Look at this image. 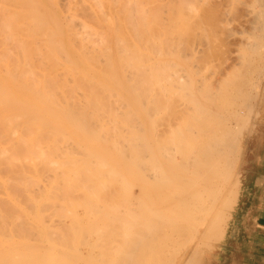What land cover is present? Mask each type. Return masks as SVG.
I'll list each match as a JSON object with an SVG mask.
<instances>
[{
    "label": "bare ground",
    "instance_id": "bare-ground-1",
    "mask_svg": "<svg viewBox=\"0 0 264 264\" xmlns=\"http://www.w3.org/2000/svg\"><path fill=\"white\" fill-rule=\"evenodd\" d=\"M59 1H61V0H0V165H3L2 167H4V168L0 167V192L3 194V192L5 191L4 195L5 194L7 195V198H3V196H2L3 201L0 197V200H1L0 201V236H2V241L0 242V264H70V261H73L76 258H78L79 252H80L78 249V245L81 244V246H82L83 241L87 239V237H86V239H83V238L85 237L84 234L86 233V231L90 230V226L88 227V230L87 229L86 230L81 229L79 231H75V229L71 230L72 234H70L71 232H68V231H70V229L67 232H65L63 230L64 228L62 229L60 227V226H62V224H64V222H63L64 220L62 221L61 218H58V220L56 221V223H57L56 225H60V226H59V229H57L58 226L55 227V223H52V221L54 222L56 220L53 216L54 215L53 212L56 208V204L59 205V203H60V202L58 203V201L60 200L58 198V195L60 197L61 196L60 194H63V195L65 194L64 196L68 197V195L73 190L76 191V189L77 190L81 189L84 193L90 194L91 196H95L97 194V192H96L97 190L100 192V193H98L99 195L101 194L102 190L103 191H104V189H105V191L109 190L110 186L107 187L108 189L106 188V186L104 184L105 183L104 179H105V176L108 175V173H109V175H111V177H112V175L115 176L118 173L117 169H115L116 167L114 165H112V164H114V162L117 158L116 156L117 155L119 156V154H122L121 158L123 160L124 159L123 156H125L127 153L129 154V152L132 149H133L132 151H135L136 149H138V151H140L139 153H141V150H139V149L140 148L142 149L145 146H147V147L144 148V151L147 148L148 149L147 152L151 156V158L149 157V155L147 156L149 158L148 159L149 164L145 165V166H148L146 168H148V175L147 176H148V179L150 180L149 185L151 188H149V189H151V190H149L150 192L147 193V195H145L143 198L140 196H135V194L133 195V192L129 193L128 195H130V196H127V198L128 197L131 198L130 205L134 204L136 201L138 204L136 203L135 205H138V208L141 207V205H143L144 209L146 211L153 213L151 215L152 217L150 216L151 218L148 217L151 220V223L147 224L150 227L148 229L149 233L147 231H145V234L139 233V232L131 233V232H128L127 229H125L120 234L121 235L120 238L123 240H120L121 241L120 242L117 239V241H118L117 243H119L120 245H123L124 243L127 242V243H129V246H130L129 248H127V250H125L124 248L119 246L120 250H118V252H120L121 254L123 253L122 257H121V263L120 264H141V263H139V261L142 259L141 255H143L145 253V248L143 246H148L149 249L152 248V247L150 248L151 245L154 248L160 247L162 249V247H165V242H166L165 234L167 236V233H168V232L165 233V231H166L165 229L168 227L169 224L171 225V223H173V222H171V220L174 219V216H176V214L178 216V217L177 216L176 217L179 218L181 216L180 219H183L184 222L189 221L191 218H192V220L194 218L196 219V217L199 215V217H197V219H199L198 221H196L197 219L196 220L194 219L193 221L190 220L191 223L196 221L195 222L196 225L198 223V226H197L198 228L197 227L195 228V226L191 227V228H194V229H192V232H195L194 233L195 235H193V236L190 235L191 236V240H190L191 244H194V242H196V241L198 242V240H199V242L196 245V247H194L195 245L193 246L195 249L193 250V252L190 256H189L190 253L188 254L189 257H186L187 256V254H186L187 250H185L184 254L181 255L183 257H181V256L178 257L179 259L181 258L180 260L182 262L185 261V259H186V260H188V262H187L188 264H197L196 262H199V259L201 258V252H202L201 249L202 248L200 249V247L201 246H203L205 248L210 247V249H211L215 245V243H214L215 239H217V237H219V239H220V237L222 238V236H224L223 231L225 228L222 229L223 228L222 226L225 222L223 220L225 218L229 219L228 218L229 215H227V213L225 215V213H224L227 211V210L224 211V208H226L228 205H232L233 203H236V201L238 199V194H239V188L238 187L240 185V180H238L239 182L232 183L231 186L228 185V183H229L228 180H231L229 178V174L231 172L233 173V168H234V166H232L233 162H234V161H232V159L235 156L232 159L230 157L228 158V156L230 155L232 157V154L237 153V151L239 153L240 148L238 147V143L236 140L239 136L236 138L238 131L236 132V135H235V131L230 132V131H232L231 129L234 128L233 125H232L233 127L230 128L231 126H229L230 125L229 123H228L229 125H226V126L224 123H226V121L229 122V120L231 122L235 118L237 119V117H239V116L241 119L240 122H242L243 121L242 120L243 117H241V116H243L242 113L243 112H247L248 114L250 113L249 111L252 108L249 107L248 105L251 104V103L249 104V102H250L249 99L251 98L249 96L250 95L249 93H251V92L246 90L247 86H245V85L248 82H246V84H245V81L248 79V81L251 82L249 80V78H247V77H250L253 73H255V71L258 68V65L256 68V66L253 64L254 60L252 59L253 61L252 60L249 61V59L246 57L245 58H246V60L248 59L247 60L248 62L245 60L244 61L249 63V64H246V63L243 64V62H242V64L244 66H247L248 71L243 74V77L245 76L247 79L246 80L245 79L243 80V78H241L240 80L238 79L239 82L238 83L235 82L236 84H238L237 85L238 88L235 86L236 84L234 83V86L236 88L235 94L230 92L231 94L227 95L228 98L226 99V100L229 99V103H230V100H231V102H233V101L235 102L237 99H239L238 97H240V99H242V101L239 100V101H241V102L238 101L239 103H236V102L230 103L232 105H229V103H228V104H226V106L228 108H230V107H234V105H236V104H237V106L240 104V106H242V108H245L247 111H244L243 109L238 107L239 110L241 109V110H243V112L242 113L239 112L240 115H239V113H237L238 114L237 115L236 111H235L236 109L234 108V110H233V108H232V110H233L232 111L230 108V111H229L230 116H231V113L232 114L235 113L234 114L235 116L233 115V118L235 117L234 119L232 118V120L231 119L227 120L226 118L221 117L222 120L226 119V120H224L225 121L224 122L222 120H219L221 118H217L219 120L218 123L221 124L220 130H219V132H221L220 133L221 135L220 134L219 135L220 136L224 135L223 136L224 138H221L218 134L214 135V136H211V134L208 136H207V134L206 135L202 134L204 136V138H202V141H201L202 143H199L198 146L202 144V145H204V146L201 145L203 148L201 146L199 147L200 149L195 147L194 148L195 150L193 149V151H192L193 154L191 152V154H188V157H186V156H184L185 158L182 157L183 158V159L181 158L182 160H177V159H174L172 157H169V158H171L169 160V158L164 157L162 155V154H164V155L167 154L166 149H167V145L169 143L165 145V142H164L163 146H165L166 149L162 148V146L160 147V144H159V146H157V147L162 148V150L159 148V149H157L156 152H155V150L150 149L151 147L148 145L149 142L145 145L142 144V142H144L142 140V137L144 135H140V134H142L141 133V131H142V128H141L142 120H140L141 123H138L139 121H137L138 120L137 118L140 116L138 114V112H139L138 109L134 108V110H133V111L137 110V114H136V112H134L136 115H138L136 117L137 120L135 121V122H137L136 124H135V122H133L135 117L134 118L133 117H126V115H125L126 120H124L125 122L123 121L125 124H128V126L132 127V129H133L134 125L138 126V127L137 126L134 127V129L135 128H138V129H135L134 131L132 130L133 132H130L131 131L130 130L129 131L130 134L134 133L136 130L138 132L141 128V131H139L140 133H134L135 136L130 135V134H128V135L127 134H125V135L120 134V139H119V136H114V135H116V133L113 132L117 128L118 123H117V125H115L114 121H112V123L110 124L111 126H108L107 123L105 126L104 123L98 124V120L101 118V117L99 118V116H100L99 114L107 112L109 109L112 108V104H114V103H112L113 101L111 102L109 100L108 101L105 100V98L106 97L108 98L111 94H116L113 96L114 97L118 96L119 99H121V100L123 99V101H121V100L117 101L115 99L116 100L115 105L118 104L119 106H123V107L126 105H129L128 101L125 100V98L126 97L131 98L130 95L135 94L134 97L132 96V98H134V100H133L134 102H131L132 100L129 102H131L130 104L133 105L135 103V100H136V102L138 101L136 103L138 105L137 107L140 109V113H142L141 110L143 109V111H145L144 112L145 115H147V114L150 115L152 113V111H154L156 109L155 106L157 105L158 101H157V99H155L151 103L152 100L151 101L149 100L150 102L147 101V103L145 104L144 100H143V102H141L142 100L141 101L138 100L139 97L143 98V97H145V95L147 97L148 96H154V95L158 96L157 94L162 95V93H164L165 91H166L165 93H167V91L169 89L171 90L177 82L179 84H176V86H178L176 88L180 89V91L182 92V95L186 94L187 96L189 95L191 97V95L195 96L196 93L198 94V92L193 91V80H192V78L188 77L187 82L182 81V80L187 79V78H184L182 80L180 79V78L184 77V76L182 77L181 75H179V69L181 67V64H180L181 62L178 61V58L175 59V55L177 56V54L180 51L177 54H176V52L174 53V51H176V50H175V47L173 48L174 45L173 44L171 45V43L169 46H164L167 44V42L169 43V40L165 41L166 44H164L165 42L160 40V45H161V43L164 45L159 46V43L157 45L155 43V40L157 39L159 42V38H157L159 36H157L155 33H153L154 30L151 33V31L149 30V28H151V26L147 27L148 32L151 33V36H153L152 34H155L157 37L153 38V37L149 36V34L147 35V33L146 34L142 33V32H144V28L143 29H141V28L144 25H147L149 23V21L147 23L144 20L143 22H145L146 24H144L142 22L144 24L143 25L140 22V19L137 20L138 23L140 22L143 25L142 27L141 26L139 27V29H141L140 31L143 30L142 32H140L139 29H137V27H138V25H141V24L135 25L136 27H134V24L132 25V21H134V18L132 20H131L130 16L128 18H125L126 14L128 15V13H125V15H124L125 19L123 18V20H122V21H125V20L127 21V26H125V27H128V28L126 29L124 27L125 31L127 32V30L129 28L131 30L133 29L131 32H130V29L128 30L130 33L129 34L128 32L123 33L124 29L122 30V28L119 27V26H123L120 24H123L125 22H120L121 19H119V17H117L118 19H116V21L113 23L111 21H114L115 18L114 19L111 18L110 23H112L113 25L116 24L115 27L119 28V29H117L118 31H115L113 29V32L115 31L114 33L111 31L113 33V36L111 34H110L111 36H109V35L105 34V32L107 31L106 27L105 28L103 27L104 30H106V31H103L102 27L100 28V26H99V29H100L99 30L98 25L95 26L97 28L94 27V25H96L98 22L94 23L93 22L94 20L91 19L92 23H94V24L91 25L92 23H90L88 25V22L86 23L87 18L84 19L82 17H79L82 12L77 10V8H79V7H77L74 3H73V5L71 4L72 8L74 5L76 6V7L74 6L75 9L73 10L71 7H68V6H70V4H67V1L65 0L66 4L68 5L67 7L70 10H73V11L77 10V12L75 14H77L79 11V13H78L79 16L76 15L78 17H75V15H71L72 14L71 11L70 12H69V10L67 11L66 10L67 7L63 6L65 8V11H67V13L69 12L70 14L65 16V18L60 17L57 14V9H56V6H58L60 3L62 4V1L60 3H59ZM100 1L98 3H100ZM112 1L113 0H111V4L113 5L115 1H113V2ZM259 1L262 2L261 4H263V8H264V0H259ZM104 2L105 1H103L102 3H104ZM91 3H92V1H91ZM63 4L65 5V2ZM79 5H80V3H79ZM81 5H82V7L84 6L83 4H81ZM89 5H91V4H89ZM103 5H105V4H103ZM118 5H119V3L117 4V6ZM128 5H131V2ZM87 6H88V3H87ZM129 7H131V6H129ZM132 7H133V5H132ZM84 8H85V6L82 8L85 12L88 11V10H85ZM94 8L95 7H93L92 9H94ZM104 8L108 9V7H103V9ZM263 8H262V10H264ZM80 9H81V7H80ZM92 9H90V11ZM97 9H96V11H97ZM99 9H98V12L100 13V11H101V13H102V14L100 13L101 15L98 12H97L98 14H96L95 13L96 11L93 10V12L95 11L94 13L96 14V16L97 15L102 16L105 13V12H103V9H100V11H99ZM130 9H129V12L131 13ZM142 9H144V8H142ZM126 10H128V9L126 8ZM90 11H89V14H90ZM106 12H109V11H106ZM179 12H180V7H179ZM91 13H92V11H91ZM94 13H92V14H94ZM155 13H157V12H155ZM260 13L264 14L262 12H260ZM64 14L66 15L65 12L63 13V16H64ZM117 14H119V13H115V15H117ZM61 15H62V12H61ZM150 15H151V12H150ZM147 16L149 17V15H147ZM104 17L105 18L101 17L102 18L101 20L98 19L100 17H98V18L96 17V18L101 22L102 21L105 22L103 19L106 20V18H108V17H106V15ZM110 17H113V16H110ZM110 17L108 19H110ZM132 17H134V15ZM135 17H137V19H138L137 15H135ZM152 17H154V16H151L150 18H152ZM77 18H79V19L81 18L83 20H78ZM91 18H93V16ZM256 19H257V17H256ZM117 20H120V21H117ZM172 20L173 19H171V21L170 20H168V21H170V23H171V22H173ZM95 21H97V20L95 19ZM106 21L108 23V20H106ZM175 21L177 22L178 20H175ZM116 22L118 23V26H117ZM119 22H120V24H119ZM151 22L154 24L155 21L154 22L151 21ZM105 23H103V25ZM160 23H161V21H160ZM260 23L262 24V22H260ZM112 24L110 25L111 28L113 27ZM168 24H169V22H168ZM176 24H178V22ZM107 25L105 24V26H107ZM124 25H126V23ZM171 25L173 27L174 24L172 23ZM132 26H133V28H132ZM213 26H215V25H213ZM260 27L263 28V25ZM152 28H156V27H152ZM174 28H175V26L173 27V30H174ZM178 28H179V26L177 27V29ZM215 28H216V26H215ZM147 29H145V30H147ZM179 29L181 30V28H179ZM134 30H136V32L138 31L139 33L134 32ZM171 31L172 30L170 29V32ZM179 31H176V32H179ZM108 32L110 33V31H108ZM173 32L174 31H172V33ZM262 32H263V34L261 37L264 39V28H263ZM165 34H164V37H166ZM144 35L147 36V38ZM148 36L151 37L152 40L153 39L154 40L153 41L151 40L152 42H150V38ZM170 36H172V35H170ZM181 36H183V35H181ZM144 37L146 39H144ZM173 37H171V38H173ZM171 38H169V39H171ZM206 39H207V37H206ZM205 41H207V40H205ZM171 42H174V41H171ZM260 42L261 41H259L258 43H260ZM260 45H261V43H260ZM149 46L151 47V49L148 48ZM152 49L154 51H151ZM149 51H151V52H149ZM260 52H262V50ZM165 54H166V58L164 57ZM194 54H195V52H194ZM253 54H256V53H253ZM168 56H171V57H168ZM181 56H182V54H181ZM194 57L197 58L196 56H194ZM262 58H264V57H262ZM144 62L146 63V66L143 64ZM191 62H193V61H191ZM194 63H197V61ZM191 64H193V63H191ZM237 66H239V65H237ZM185 68H186V66H185ZM240 68H242V66H240ZM244 69L243 70L246 71V67H244ZM260 69H259V72H260ZM181 70H182V68H181ZM176 71H178V72L176 73ZM184 71L185 70H183V72ZM146 72H147V74H146ZM238 72L240 73V71H238ZM187 73H190V72H187ZM101 74L103 75L102 77H104V78L106 77L105 80H103L104 78L103 79L100 78ZM176 74L179 77L178 76L176 77ZM180 74H182V73H180ZM145 75H147V76L145 77ZM258 75H257V77H258ZM186 76H188V74ZM175 77L178 80L176 83L174 82L175 84L173 85L172 81L175 79ZM233 77H232V79H233ZM227 78L229 79L228 76H227ZM135 79H137L138 83L134 82ZM202 79H203V77H202ZM162 80H164V82H166V81L170 82L171 81L169 84L170 88H167L166 87L167 85H166L165 86L167 88V90H166L165 87L162 85V83H163ZM180 80L182 81V83ZM205 80H204V82H205ZM234 80H235V78H234ZM161 81H162V83H161ZM198 81H199V79H198ZM231 81L233 82V80H231ZM240 84L244 85V86L243 85H241V86L243 88L245 87L244 88L245 90L242 89ZM170 85L171 86L173 85V86L171 87ZM195 85H197V84H195ZM239 87H241V88H239ZM254 87L255 86H253V88ZM212 89L214 92V88H212ZM176 91H178V89ZM180 91H178V92H180ZM198 91L200 92L201 88ZM237 91H239V92H237ZM209 92H210V90H209ZM209 92H207V93L210 95L212 90L210 93ZM207 93H206V95H207ZM236 93H238V94H236ZM107 94H109V96ZM169 94L171 95V91L168 93V95ZM172 94H174V93H172ZM219 94H220V92H219ZM102 95H105V96L107 95V96L105 97ZM136 95L138 98L135 97ZM209 95H207L208 96L207 100L211 99L208 101H210V103H212L211 101H212L213 97H215V96L212 93L213 96L211 95V98H209L210 97ZM233 95H234L233 98L236 100H233V98H232ZM235 95H236V97H235ZM156 96H154V97H156ZM203 97H204V95H203ZM222 97H224V96L222 95ZM102 98L105 101H102L101 100ZM195 98L193 97V99H195ZM191 99L189 100L190 103H191ZM214 99H215V101H217L216 98H214ZM115 100H114V102H115ZM222 100H223V98H222ZM251 100H252V98H251ZM154 101H157V102H154ZM201 101H200V103H201ZM193 102H194V100H193ZM196 102H197L196 107L199 106V108H200L197 111V113H198V112H200L199 110L204 109L203 106L204 107H206V106L203 105L202 103L201 104L203 106L198 104V102H199L198 99ZM153 103H156V105L154 104V106H153ZM190 103H189V106H190ZM195 104L196 103H194V105ZM131 105H129L130 108H129V106H127L126 110H123V111H129L127 113H130L132 111ZM192 105H193V103L191 104V106ZM210 105L212 106V104H210ZM220 105H221V103H220ZM213 106L221 109V107L218 105H216V106L213 105ZM223 106H225V105H223ZM223 106H222V108H223ZM87 107H89V108H87ZM207 107H210V106H207ZM207 107L204 109L205 113H206ZM85 108L89 109L88 110L89 114H87L88 112L86 111ZM197 108H196V110H197ZM249 108H251V109H249ZM118 109H119V107H118ZM187 109H188V107H187ZM192 109H195V106H194V108L192 107ZM79 110H82V111H79ZM207 110L209 111L210 109H207ZM221 110L225 111V109H221ZM228 110H227V112H228ZM210 111H209V113H210ZM154 113H155V111H154ZM205 113H204V116H205ZM247 113L246 114L244 113L246 115V118L248 115ZM130 114H131L130 116H132V113H130ZM215 114H216V112L214 114H209V116L211 117V115H212V117L215 119L216 117L213 116ZM154 115L155 114H153V116L151 115L150 117H154ZM193 115L196 116L197 114H193ZM218 115L220 116V114H217V116ZM221 115H223V113H221ZM228 115H227V117H228ZM127 116H129V115H127ZM197 116H199V115H197ZM106 118H108L110 120L109 116ZM147 118H149V117H147ZM164 118H166V117H164ZM211 118H210V120L214 121V119H211ZM144 119L145 118H143V120ZM191 119H192L191 117H190V121L188 119L189 123L186 122V123H188V125H192V124H190ZM193 119H195V118H193ZM193 119H192V122L194 125ZM202 119H205V118H202ZM217 119L215 121H217ZM247 119H246V121H247ZM149 120H151V119H149ZM152 120L154 121V119H152ZM204 121H206V120H204ZM213 121H211V122H213ZM221 121H222L223 125H222V123H220ZM236 121L237 120H235V122ZM246 121H245V123H246ZM199 122H202V121H199ZM206 122L209 123V119H207ZM235 122H234V124H235ZM113 123H114V126L112 125ZM218 123L216 122V124H218ZM197 124H198V122H197ZM201 124L203 125L204 123H201ZM216 124H215V126L214 125H212V126L216 127ZM146 125H147V122H146ZM152 125H150V126H152ZM198 125L194 126L195 131H196V129H198ZM202 125H200V126H202ZM242 125H243V123H242ZM128 126H126V127H128ZM139 126H140V128H139ZM246 126H247V123H246L245 127ZM111 127H113V128H111ZM190 127L192 129V126H190ZM210 127H211L210 125L205 124V126H204L205 132ZM242 127H244V125L241 127L238 126V129H237V130H239L240 133L243 130ZM240 128H242V130ZM95 129H97V130H95ZM172 129H174V128H172ZM210 129H213V128L211 127ZM215 129H217V128H215ZM215 129H214V131H216ZM245 129H247V128H245ZM234 130H236V129H234ZM116 131H117V129H116ZM157 131H159V130H157ZM181 131L183 132V130H180V132ZM207 131H209V130H207ZM201 132H202V130H201ZM212 134H214V133H212ZM215 136H216V138L218 136L219 139L217 138L215 140ZM178 137H181V136L178 135ZM113 138H115V139H113ZM153 139H155V138H153ZM157 139H158V137H157ZM205 139H206L205 144H203V142H204L203 140H205ZM179 140H181V138H179ZM155 141H157V140H155ZM194 142H195V140H194ZM188 143H190V142H188ZM174 144H175V142H174ZM174 144H172V145H174ZM239 144H240V142H239ZM195 145H196V142H195ZM148 146H149V148H148ZM168 147H169V145H168ZM192 148H193V146H192ZM163 149L165 150L164 153H157L158 150H160L159 152L164 151ZM179 149H181V148H179ZM190 149L188 150L189 153H190ZM196 149H198V150H196ZM169 150H171V149H169ZM113 151H114V154H113ZM138 151H135V155H136V152L138 153ZM178 152L179 151H177V153ZM184 152H185V150H184ZM142 153H143V151H142ZM75 154L79 155V156H76ZM159 154H161L163 156L162 160L164 158H167L166 159L167 161L164 159L167 167L162 165V162H160V160L157 156ZM170 154L171 153H168V155H170ZM127 156H125L126 157L125 160L128 159ZM136 156H134V159L132 158V163L129 162V163H131V165L130 164L129 165L132 167L127 166L128 167L127 169L130 170V174H132L134 177L136 176V175H134L135 174L134 166H136L138 171L142 170L141 168H139L140 162H141V161H139L141 159V157H139V156H141V155L139 154V156H138V159L140 158L139 160L137 159ZM170 156H173V154H171ZM131 157L132 156H130V158ZM144 157H145V155H144ZM142 163L144 164V162H142ZM123 164H124V167H126V165H128V162L126 163V165H125V162H123ZM235 166H236V164H235ZM129 170H128V173H129ZM145 170H147V169H145ZM1 173L6 175V177H4V175ZM145 173H147V172H145ZM197 174H198V176L199 175L202 176L201 179H203V182H205L204 185L201 184L202 185L201 187L198 186L197 189L201 188V191L199 190V192L197 190L194 191L193 188H190V186L185 185L186 182L188 184L195 183L196 182L195 178H198L196 176ZM140 175H141V173L139 172L138 176H140ZM142 175H143V173H142ZM192 175H193V178L195 176V178L193 179V180H195L194 182L192 179H188L189 178L188 176L192 177ZM138 176H137V179L140 180V178ZM200 176H199V178H200ZM49 177H50V179H49ZM2 178H4V179H2ZM53 178H54V180H52ZM115 178L116 177H114L113 180H115ZM187 179L190 180V182H188ZM50 180H51V183L49 184ZM113 180L111 182H113ZM236 181H237V179H236ZM120 182H122V180ZM46 183H48L49 186ZM197 184H199V183L197 182ZM197 184H192V185L197 186ZM122 185L123 184H121L120 186H122ZM138 185H140V184H138ZM141 185L138 187H141ZM237 185H238V187H237ZM225 186L226 187L228 186L229 188L227 189ZM46 187H48V189H46ZM122 187H125V186H122ZM2 188H3V191H1ZM115 188H116V186H115ZM128 188H129V186H128ZM130 188H131V186H130ZM99 189H101V190H99ZM128 190H130V189H128ZM43 191H45V192H43ZM112 191H113V189H112ZM140 191H139V193H140ZM196 191L198 193H196ZM41 192H43L44 194ZM40 193L42 194V196H40L41 195ZM142 193H144V192H142ZM38 194H40V195L38 196ZM71 194H73V193H71ZM197 194H199V195H197ZM57 198H58V200H57ZM91 198L93 199V197H91ZM91 198L88 196L89 200ZM97 199L100 200V197H98ZM160 199L162 201H160V203L158 204L157 202ZM132 200L134 201V203ZM142 200H144V201L141 203ZM123 201H125V198ZM185 202L187 203L188 206L186 205ZM190 202L192 203L191 206H190V204H188ZM199 202H201L202 204H198ZM86 203L88 204L87 207L89 208V210L91 212H93V211H94V213L97 212L99 215H103V213L105 212L106 206H109L108 202H107L108 204L106 202H104L103 204H97V203H94L92 200H90L89 202L87 200ZM176 203H177V205L180 204V206L183 204L184 207L186 206L189 208L184 209L183 206H181L179 209L181 211L182 210H186V211H184V213H182V214H181V212L178 214L176 210H178L177 208L179 206L175 205ZM64 204H65L64 208L67 209L66 213H68V211H71L68 208L70 206L72 207L74 205V203L71 201V199L68 200V198L65 201V203H63V204L61 203V205H64ZM87 204H84V205H87ZM122 205H123V203H122ZM114 206H115V204H114ZM90 208H92L93 211ZM70 209H72V208H70ZM116 209H117V207H116ZM117 211L120 213H128L129 214V216H127V218H122V220H124V224L121 223V221H120L122 226L125 228H127V227L131 228V226L132 227L134 226L133 229H135L136 228L135 225L136 224L138 225V223L136 221L137 220L139 221V219H142V216H140V214H138V212H136L137 213L136 214L134 212L135 211L134 207L131 208V206H129L126 209H123V208L119 209ZM196 211H197V213H196ZM229 211H227V212H229ZM64 212H65V210H64ZM141 212H142V208H141ZM66 213H65V215H67ZM170 213H172V214L170 215ZM69 214H70V212H69ZM173 214H174V216L172 217ZM62 216L64 217L63 214H62ZM93 216L90 215L89 217H93ZM105 216L106 215H104V218H105ZM56 217H58V216H56ZM48 218L52 219V220H50L52 225L51 224L49 225L50 221L48 224H46V222L48 221ZM100 218L103 219V217H99V219ZM105 219L109 220L110 218L107 217ZM117 219H119V218H117ZM96 220H97V218H96ZM111 220L114 221V219H111ZM145 220H147V219H145ZM220 220H222V222ZM91 221H93V220H91V218H90V222ZM130 221H131V224L129 223ZM220 222L222 223V226L220 228H218L220 226L219 225ZM92 223H94V222H92ZM176 223L177 222L175 221L174 224H176ZM41 224L45 225V226L42 227ZM88 224L86 226H88ZM112 224H113V222H112ZM190 224H188V225H190ZM46 225H48V228H46ZM184 225H187V224H184ZM113 226H115V225H113ZM226 226H227V224H226ZM49 227H53V228H49ZM96 228H98V227H96ZM99 228H100V225H99ZM184 228H186V227H184ZM91 229L94 230L93 228H91ZM221 229H222V232H220ZM92 230H90V231L92 232ZM97 230H99V229H97ZM118 230H119V228H118ZM146 230H147V227H146ZM99 232L100 231L96 232L97 233L96 235H98ZM141 232H143V231H141ZM114 233H116V232H114ZM114 233H112V234H114ZM86 235L88 236L89 233L87 232ZM90 235L88 236L89 238H90ZM116 235H119V234L116 233L115 237H116ZM100 236H102V234H100L98 237H100ZM103 236H105V234H103ZM194 236H195V239L193 240ZM15 238L17 240H15ZM108 238L109 237L107 236V239ZM159 238H160V240H159ZM70 239H73V241ZM101 239L102 238H100V240ZM126 239H127V241H126ZM37 240L39 242H43V240H44V242L45 241L48 242V243L45 242V245L47 243V245L49 246V249H48V247H46L47 245L43 246L44 248H42V247L41 248H42V250L47 249V251L45 250V252L49 251L50 256H47V254L49 255V253L45 254L43 251L40 250L41 248L39 249V247H40L39 245L42 243L38 244L39 242ZM69 241H71V242H69ZM102 241H103L102 243H105V244L108 243V241L106 242V240H102ZM217 241L219 242L218 239H217ZM44 242H43V244H44ZM87 243L90 244V242H88V241H87ZM117 243H116V245H117ZM90 245H93V244H90ZM99 245L101 247V242H99ZM190 245H188V247ZM96 247L97 246H95V249H96ZM111 247H113V246H111ZM114 247H115V245H114ZM188 247H185V248L187 249ZM104 249H105V246H104ZM108 250H109V248H108ZM40 251H41V255H40ZM91 251H93V250H90L88 252H91ZM99 251H101V250L99 249ZM43 254L46 255V258H45V256H43ZM88 255H90V253ZM39 256L42 257L41 258L42 260H40ZM91 256H93V258L92 257L91 258L94 259L95 255L93 254ZM155 257H156V255H155ZM95 259H97V258H95ZM98 259H99V257H98ZM151 259L152 258L150 257V260ZM168 259L170 260V258H168ZM168 259L166 258V260H168ZM158 260H159V257H158ZM171 260H172V258H171ZM56 261H58V262L56 263ZM170 261L169 262L167 261L166 263L164 262L163 264H176V263H174L175 258H174L173 262H170ZM60 262H62V263H60ZM98 262H99V260H98ZM71 263H73V262H71ZM75 263H73V264H75ZM159 263L157 261V263H149V264H159ZM101 264H103V263H101ZM160 264H162V262Z\"/></svg>",
    "mask_w": 264,
    "mask_h": 264
},
{
    "label": "rangeland",
    "instance_id": "rangeland-1",
    "mask_svg": "<svg viewBox=\"0 0 264 264\" xmlns=\"http://www.w3.org/2000/svg\"><path fill=\"white\" fill-rule=\"evenodd\" d=\"M62 1V4L60 3ZM61 1H59V3L62 5H58V6H56V9H57V14L60 16V17H63V18H65V16H67V15H69L70 13V11H71V15H75V17H78L79 16V11H81L82 13H81V15L79 16V17H82V18H84V19H86V23L88 22V25L90 24V23H92V20L91 19H93L94 21V23L96 22H98L96 25H94V27L95 26H97L98 25V29H99V26H100V28L102 27V29H103V31H106L105 32V34H107V35H109V36H113V33L115 32V31H118L117 29H119V28H116L115 27V25H113L112 23H110V21H111V18L112 19H114L115 18V20L114 21H111V22H115L116 21V19H118L117 17H119V19H121V21L120 20H117V21H120V22H125L126 23V25H124L125 23H123V24H120V22H119V24L120 25H123V26H119V27H121L122 28V30H123V33L124 32H126L125 31V28L127 29L128 27H125V26H127V21L125 20V21H122L123 20V18H124V15H125V13H128V15L126 14V17L125 18H128L129 16H130V18H131V20L134 18V21H132V25L134 24V27H136L135 25H138V24H141L144 20H145V22H147L148 23V21H149V23L151 22V21H155L154 22V24L151 22L150 24L148 23L147 25H144V24H146L145 22H143L142 24L144 25H138V27H137V29H139V27L141 26H143L141 29H143L144 28V32H142V31H140L141 29H139V31L140 32H142V33H147V35L149 34V36H151V33H152V31H153V33H155L157 36H159V37H157L155 34H152L153 36H151V37H157V38H159V42H158V40L156 39L155 40V43L158 45V43H159V46H162V45H164V44H166V42L165 41H168L169 40V43L167 42V44L166 45H164V46H169L170 45V43H171V45L173 44L174 46H173V48L175 47V50L176 51H174V53L176 52V54H177V56L175 55V59H177L178 58V61L179 62H181L180 64H181V67H180V69H179V75H181L183 78H180L181 80L182 79H184V78H187V79H184V80H182L183 82H187V80H188V77L189 78H192V80H193V91H196V92H198V94L196 93L195 94V96H193V95H191V97L188 95H182V92L180 91V89L179 88H176V87H178V86H176V84H179L178 82H177V74H176V77H175V79L172 81V83H173V85L175 84V86L170 90H168L169 92L171 91V95L169 94L168 95V91H167V93H162V95H159V94H157L158 96H156V95H154V96H156V97H154V96H146L145 95V97H137V95L135 96V97H137L138 98V100H142L141 102H143V100H144V103L146 104L147 103V101H151V103L153 102V100H155V99H157V101H154V102H157V105H156V103H153V106H154V104L156 105L155 107H156V109L154 110L155 111V113H154V111H152V113L150 114V115H145V111H143V109L141 110L142 111V113H140V109L137 107L138 105L136 104L137 102H136V100H135V103L133 104V105H131L130 103L131 102H134L133 100H134V98H132V96L134 97V95H130L131 96V98L130 97H126L125 98V100H127L128 101V103H129V105H131V112L130 113H132V116H130L131 114L130 113H127V112H129V111H123V110H126V107L127 106H129V105H126V106H119L118 104H116L115 105V103H116V100L118 101V100H121V99H119V97L117 96H113V95H116V94H111L110 96H109V94H107L109 97L107 98L105 95H102V96H105L106 98H105V100L106 101H113L112 103H114V104H112V108L111 109H109L107 112H104V113H101V114H99L100 116H99V120H98V124H100V123H104V125L106 126V123L108 124V126H111L110 124L112 123V121H114V123H115V125H117V123H118V125H117V131H116V129H115V131H113V132H115L116 133V135H114V136H119V139H120V134L121 135H125V134H130L129 133V131L130 132H133L135 129H138V128H135L134 129V127L135 126H137V125H134V127H133V129H132V127H130V126H128V124H125L124 122V120H126V117H135L134 118V121L133 122H135L137 119V121H139L138 123H141V121L140 120H142V123H141V128H142V131H141V128H140V126H139V128H140V130L139 131H141V133L142 134H140V135H144L143 137H142V140L144 141V142H142V144H147L148 142V145L151 147L150 149L151 150H155V152L157 151V149H159L161 146H162V148H164V149H166L165 148V146H163L164 145V142H165V145L166 144H168L169 145V147H168V145H167V149H166V155H164V154H162L164 157H167V158H169V157H172V158H174V159H177V160H182L183 158H185L184 156H186V157H188V154H191V152L193 151V149L196 147V148H199L201 145H199L198 146V144L199 143H202L201 141H202V138H204V136L202 135V134H207V136L208 135H210L211 134V136H214V135H219L221 132H219V130H220V125L221 124H219L218 122H219V120H222V118H226L227 120H229V119H231L232 120V118H233V115L235 114H232L231 113V116H230V113H229V111H230V108H231V110H232V108H233V110H234V108L236 109L235 111H236V114L237 113H242L243 112V110L244 111H247L245 108H242V106H240V104L237 106V104L236 105H234V107H230V108H228L227 106H226V104H228L229 103V99L228 100H226L227 98H228V96L227 95H229V94H231L230 92H232L233 94H235V86L237 87V85L238 84H236L235 82H239V80L241 79V78H243V80L245 79H247V78H249V80L251 81V82H249L248 81V79L245 81V84H246V82H248L245 86H247L246 87V90H248L249 92H251V93H249L250 95V97L252 98V100H251V98L249 99V104L250 105H248L249 107H251V108H249V109H251L249 112V114L247 113V112H243L242 114H243V116H241V117H243V121L242 122H240L241 121V119H240V116L239 117H237V119L235 118H233L234 120L233 121H231L230 122V120H229V122L228 121H226V123H224L225 124V126L226 125H229V126H231L230 128H232L233 126H234V128H232L231 130L232 131H230V132H233V131H235V135H236V132L238 131V133H237V136H236V140H237V143H238V147L240 148V151H239V153H238V151H237V153H233L232 154V157L229 155L228 156V158L230 157L231 159H232V161H234L233 162V165L232 166H234V168H233V173L231 172L230 174H229V178L232 180H228L229 181V183H228V185H230L231 186V184L232 183H235V182H239L238 180H240V167H241V161H242V156H243V145H244V142L247 140V137L251 134V131L253 130V128H254V125H255V122L257 121V119L259 118V116H260V114L262 113V111H263V109H264V58H262V57H264V39L261 37L262 36V34H263V32H262V30H263V28H264V14H261L260 12H262V13H264V10H262V8H263V4H261L262 2L261 1H259V0H113V1H115L114 2V4L112 5L111 4V0L109 1V0H66L67 1V4H70V6H68L67 4H66V1L64 0H61ZM90 1V2H89ZM91 1H92V3L94 4H92L91 3ZM100 1V3H98ZM103 1H105L104 3H102ZM112 1V2H113ZM134 1V2H133ZM139 1V2H138ZM198 1V2H197ZM250 1V2H249ZM256 1V2H255ZM65 2V5L63 4ZM71 2V3H70ZM131 2V5H128L129 3ZM142 2V3H141ZM193 2V3H192ZM255 2V3H254ZM73 3L77 6V7H79V8H77V10H79L78 11V13L77 14H75L76 12H77V10H75V11H73L74 9H75V7L73 6V8H72V6H71V4L73 5ZM79 3H80V5L81 4H83L84 6H85V10H88V11H84L82 8L84 7H82V5L80 6L79 5ZM87 3H88V6H87ZM96 3V4H95ZM98 3V4H97ZM119 3V5L117 6V4ZM134 3V4H133ZM210 3V4H209ZM212 3V4H211ZM89 4H91V5H89ZM103 4H105V5H103ZM127 4V5H126ZM188 4V5H187ZM195 4V5H194ZM248 6H247V5ZM261 4V5H260ZM101 5V6H100ZM103 5V6H102ZM108 5V6H107ZM132 5H133V7H132ZM176 5V6H175ZM192 5V6H191ZM254 5V6H253ZM259 5V6H258ZM66 6H68V7H71L73 10H70L68 7H67V11L69 10V12L67 13V11H65V8L64 7ZM87 6V7H86ZM92 6V7H91ZM123 8H122V7ZM126 6V7H125ZM129 6H131V7H129ZM141 6V7H140ZM80 7H81V9H80ZM93 7H95L94 9H92ZM100 9H103V7H108V9H106V8H104L103 9V12H105L104 14L106 15V17H110V16H113V17H110V19H108V18H106V20H108V23H107V21L105 20V19H103L105 22H101V21H99V20H101L102 18H105L104 16V14L102 15V16H96V14H98L99 12H98V9L99 8ZM179 7H180V12H179ZM218 7V8H217ZM92 9L91 11H92V13H94L95 11H96V9H97V11L94 13V14H92L91 13V11H90V9ZM126 8L128 9V10H126ZM131 8V9H130ZM138 8V9H137ZM142 8H144V9H142ZM100 9H99V11H100ZM129 9L131 10V13L129 12ZM134 11H133V10ZM187 11H186V10ZM256 9V10H255ZM260 9V10H259ZM264 9V8H263ZM93 10H95L94 12H93ZM116 10V11H115ZM138 10V11H137ZM145 12H144V11ZM148 10V11H147ZM161 10V11H160ZM73 11V12H72ZM89 11H90V14H89ZM106 11H109V12H106ZM125 11V12H124ZM235 11V12H234ZM259 11V12H258ZM61 12H62V15H61ZM66 13V15L64 14V16H63V13ZM98 12V13H97ZM114 12V13H113ZM124 12V13H123ZM145 14H144V13ZM150 12H151V15H150ZM155 12H157V13H155ZM163 12V13H162ZM248 12V13H247ZM100 13H101V11H100ZM99 13V14H100ZM115 13H119V14H117V15H115ZM133 13V14H132ZM139 13V14H138ZM258 13V14H257ZM102 14V13H101ZM100 14V15H101ZM110 14V15H109ZM121 14V15H120ZM144 14V15H143ZM153 14V15H152ZM161 14V15H160ZM168 14V15H167ZM76 15H78V16H76ZM92 17L93 16V18H91L90 16ZM134 15V17H132ZM135 15H137L138 16V19H137V17H135ZM147 15H149V17L147 16ZM185 17H184V16ZM89 16V17H88ZM95 16V17H94ZM151 16H154V17H152V18H150ZM190 16V17H189ZM197 18H196V17ZM255 16V17H254ZM98 17H100V18H97ZM102 17V18H101ZM141 17V18H140ZM146 17V18H145ZM184 17V18H183ZM256 17H257V19H256ZM124 18V19H125ZM136 18V19H135ZM156 18V19H155ZM158 18V19H157ZM166 21H164L163 19ZM78 20H83V19H79V18H77ZM95 19L97 20V21H95ZM140 19V22L138 23V21L137 20H139ZM154 19V20H153ZM171 19H173L172 21L173 22H171L170 23V21H171ZM216 19V20H215ZM136 20V21H135ZM147 20V21H146ZM168 20H170V21H168ZM175 20H178L177 22H178V24H176L177 22L175 21ZM180 20V21H179ZM257 20V21H256ZM259 20V21H258ZM85 21V20H84ZM157 21V22H156ZM160 21H161V23H160ZM169 22V24H168V22ZM176 22V23H175ZM180 22V23H179ZM190 22V23H189ZM204 22V23H203ZM216 22V23H215ZM218 22V23H217ZM260 22H262V24L260 23ZM94 23H92L91 25H93ZM103 23H105L107 26H105V24L103 25ZM117 23V22H116ZM174 24L173 25V27L175 26V28H174V30H173V27H172V25L171 24ZM259 23V24H258ZM113 25V27L111 28V26L110 25ZM176 24V25H175ZM155 25V26H154ZM168 25V26H167ZM213 25H215L216 26V28H215V26H213ZM223 25V26H222ZM263 25V28L262 27H260V26H262ZM117 26H118V23H117ZM149 26H151V28H149V30L151 31V33L150 32H148V29H147V27H149ZM179 26V28H181V30L178 28L177 29V27ZM186 28H185V27ZM106 27V30H104V28ZM108 27V28H107ZM125 27V28H124ZM152 27H156V28H152ZM164 27V28H163ZM190 27V28H189ZM95 28H97V27H95ZM116 28V29H115ZM132 28H133V26H132ZM225 28V29H224ZM109 29V30H108ZM113 29L115 30L114 32H113ZM130 29V28H129ZM128 29V30H129ZM145 29H147V30H145ZM158 29V30H157ZM165 29V30H164ZM168 29V30H167ZM170 29L172 30V31H174L173 33H172V31L170 32ZM100 30V29H99ZM127 30V32L129 33V31ZM133 30V29H132ZM131 29H130V32L132 31ZM180 30V31H179ZM226 30V31H225ZM108 31H110V33L108 32ZM113 33H112V32ZM147 31V32H146ZM176 31H179V32H176ZM184 31V32H183ZM220 31V32H219ZM108 32V33H107ZM126 32V33H127ZM134 32H136V30H134ZM122 33V34H123ZM136 33H139L138 31L136 32ZM166 33V34H165ZM111 34V35H110ZM130 34V33H129ZM159 34V35H158ZM163 36H162V35ZM164 34H165V36L166 37H164ZM224 34V35H223ZM227 34V35H226ZM170 35H172V36H170ZM181 35H183V36H181ZM254 35V36H253ZM145 36V35H144ZM148 36V37H149ZM174 36V37H173ZM190 36V37H189ZM146 38H147V36H145ZM144 37V39H146ZM151 37H149L150 38V42H152L153 40H152V38ZM171 37H173V38H171ZM206 37H207V39H206ZM133 38V37H132ZM167 38V39H166ZM169 38H171V39H169ZM183 38V39H182ZM205 38V39H204ZM163 39V40H162ZM166 39V40H165ZM173 39V40H172ZM176 39V40H175ZM191 39V40H190ZM261 39V40H260ZM263 39V40H262ZM148 40V39H147ZM152 40V41H151ZM160 40L161 41H163V42H165L164 44H162L161 43V45H160ZM205 40H207V41H205ZM214 40V41H213ZM171 41H174V42H171ZM257 41V42H256ZM259 41H261L260 43H261V45H260V43H258ZM176 42V43H175ZM175 43V44H174ZM177 44V45H176ZM179 44V45H178ZM183 44V45H182ZM223 44V45H222ZM249 44V45H248ZM201 45V46H200ZM225 45V46H224ZM256 45V46H255ZM259 45V46H258ZM178 46V47H177ZM181 47V48H180ZM260 47V48H259ZM148 48H150L151 49V47L149 46ZM153 48V47H152ZM245 48V49H244ZM258 48V49H257ZM154 49V48H153ZM151 50V51H154V50ZM259 50V51H258ZM262 50V52H260ZM151 51H149V52H151ZM148 52V51H147ZM194 52H195V54H194ZM200 52V53H199ZM252 52V53H251ZM182 54V56H181V54ZM197 53V54H196ZM253 53H256V54H253ZM260 53V54H259ZM186 54V55H185ZM216 54V55H215ZM262 55V56H261ZM194 56H196L197 58H195ZM163 57V56H162ZM164 57L166 58V54L164 55ZM168 57H171V56H168ZM248 58L249 59V61L250 60H252L251 62L256 66V68H257V65H258V68L260 69V72H259V69L257 68V70L255 71V73H253L250 77H243V74L244 73H246L248 70H247V66H244L243 64L244 63H246V64H249V63H247L248 61V59L246 60V58ZM188 58V59H187ZM261 58V59H260ZM222 59V60H221ZM147 60V59H146ZM247 61V62H245V61ZM257 60V61H256ZM184 61V62H183ZM189 61V62H188ZM191 61H193V62H191ZM197 61V63H194V62H196ZM219 61V62H218ZM261 61V62H260ZM147 62V61H146ZM193 63V64H191V63ZM242 62H243V64H242ZM185 63V64H184ZM222 63V64H221ZM225 63V64H224ZM257 63V64H256ZM145 66H146V63L144 62L143 63ZM239 65V66H237V65ZM245 64V65H246ZM252 64V65H253ZM193 67H192V66ZM220 65V66H219ZM251 65V64H250ZM253 65V66H254ZM185 66H186V68H185ZM200 66V67H199ZM240 66H242V68H240ZM260 66V67H259ZM189 67V68H188ZM244 67H246V71H244L245 69H244ZM181 68H182V70H181ZM211 68V69H210ZM231 68V69H230ZM199 69V70H198ZM234 69V70H233ZM244 69V70H243ZM178 70V69H177ZM181 70V71H180ZM183 70H185L184 72H183ZM188 70V71H187ZM190 70V71H189ZM198 70V71H197ZM196 71V72H195ZM200 71V72H199ZM238 71H240V73L238 72ZM178 71H176V73H177ZM187 72H190V73H187ZM198 72V73H197ZM180 73H182V74H180ZM193 73V74H192ZM200 73V74H199ZM242 73V74H241ZM263 73V74H262ZM146 74H147V72H146ZM185 74V75H184ZM188 74V76H186ZM242 76H241V75ZM259 74V75H258ZM262 74V75H261ZM198 75V76H197ZM205 75V76H204ZM215 75V76H214ZM254 75V76H253ZM257 75H258V77H257ZM101 77L100 78H104V77H102L103 75L101 74L100 75ZM147 75H145V77H146ZM180 76V77H181ZM197 76V77H196ZM201 76V77H200ZM227 76L229 77V79L227 78ZM234 76V77H233ZM253 76V77H252ZM179 77V76H178ZM202 77H203V79H202ZM232 77H233V79H232ZM234 78H235V80H234ZM106 79V77L103 79V80H105ZM198 79H199V81H198ZM206 79V80H205ZM239 79V80H238ZM180 80V81H181ZM204 80H205V82H204ZM212 80V81H211ZM230 80V81H229ZM231 80H233V82L231 81ZM132 81V80H131ZM162 81H163V83H162ZM161 81V83H162V85L165 87L166 85V87L167 88H170L169 87V84H170V82L169 81H166V82H164V80H162ZM182 81H181V83H182ZM242 81V80H241ZM134 82H136V83H138V81H137V79H135V81ZM175 82V83H174ZM196 82V83H195ZM243 82V81H242ZM257 82V83H256ZM168 83V84H167ZM171 83V84H172ZM228 83V84H227ZM234 83L236 84L235 86H234ZM145 84V83H144ZM195 84H197V85H195ZM199 84V85H198ZM244 84V83H243ZM243 84H240V86L241 85H243ZM172 85V86H173ZM217 85V86H216ZM255 86L254 88H253V86ZM171 86V85H170ZM171 86V87H172ZM244 86V85H243ZM165 87V89L167 90V88ZM208 87V88H207ZM242 87V86H241ZM241 87H239V88H241ZM196 88V89H195ZM201 88V91L199 92L198 90ZM212 88H214V92H213V89ZM238 88V87H237ZM245 88V87H244ZM243 87H242V89H244ZM178 89V91H180V92H178V91H176ZM210 90V92H211V90H212V92H211V94L209 95L207 92H209V90ZM221 89V90H220ZM204 90V91H203ZM208 90V91H207ZM239 90V89H238ZM245 90V89H244ZM258 92H257V91ZM206 91V92H205ZM218 91V92H217ZM178 92V93H177ZM209 92V93H210ZM219 92H220V94H219ZM237 92H239V91H237ZM172 93H174V94H172ZM195 93V92H194ZM206 93H207V95H209L210 97L209 98H211V95H212V93L214 94V96L215 97H213V99L214 98H216V100L217 101H215V99L213 100L212 99V103H210V101H208V100H211V99H208L207 100V95H206ZM257 93V94H256ZM161 94V93H160ZM200 94V95H199ZM236 94H238V93H236ZM203 95H204V97H203ZM206 95V96H205ZM221 97H220V96ZM222 95L224 96V97H222ZM112 96V97H111ZM143 96V95H142ZM187 96V97H186ZM213 96V95H212ZM239 96V95H238ZM114 97V98H113ZM169 97V98H168ZM177 99H176V98ZM193 97L195 98H197L198 99V104H200V105H205L206 107L207 106H210V107H207V109H210L209 111H210V113H209V111L206 109V113H205V108L206 107H204L203 105V108L204 109H202V110H199L200 112H198L197 113V111H198V109H200L199 108V106H197L196 107V105H197V99L195 98V99H193ZM226 97V98H225ZM230 97V96H229ZM234 97V95L232 96V98ZM235 97H236V95H235ZM104 98V97H103ZM101 99L102 101H105L104 99ZM150 98V99H149ZM188 98V99H187ZM191 99V103H190V99ZM202 98V99H201ZM222 98H223V100H222ZM231 98V97H230ZM239 99H234L233 98V100H236L235 102L236 103H239V102H241L242 101V99H240V97H238ZM111 99V100H110ZM116 99V100H115ZM160 99V100H159ZM114 100H115V102H114ZM132 100V101H131ZM193 100H194V102H193ZM203 102H202V101ZM219 100V101H218ZM239 100H241V101H239ZM121 101H123V99L121 100ZM129 101H131V102H129ZM146 101V102H145ZM149 101V102H150ZM200 101H201V103H200ZM226 101V102H225ZM228 101V102H227ZM239 101V102H238ZM167 102V103H166ZM171 102V103H170ZM224 102V103H223ZM234 102V101H233ZM233 102H231V100H230V103H233ZM234 102V103H235ZM179 103V104H178ZM189 103H190V106H189ZM193 103V105H194V103H196L194 106H195V109H192V107L194 108V106L192 105L191 106V104ZM216 103V104H215ZM220 103H221V105L223 106V105H225V106H223V108H222V106L220 105ZM229 103V105H232V104H230ZM159 104V105H158ZM169 104V105H168ZM174 104V105H173ZM210 104H212V106L210 105ZM213 105H218V106H220L221 107V109H225V111L227 112V110H228V112L226 113L224 110H221L220 108H218V107H214ZM253 105V106H252ZM114 106V107H113ZM116 106V107H115ZM119 107V109H118V107ZM237 106V107H236ZM172 107V108H171ZM187 107H188V109H187ZM201 107V106H200ZM225 107V108H224ZM227 107V108H226ZM241 108V109H243V110H239V108ZM87 108H89V107H87ZM129 108H130V106H129ZM134 108L135 109H138L139 110V112H138V114L140 115L137 119H136V117L138 116V115H136L137 114V110L136 111H133L134 110ZM196 108H197V110H196ZM86 109V108H85ZM84 109V110H85ZM173 109V110H172ZM227 109V110H226ZM89 109H86V111L88 112L87 114H89V111H88ZM145 110V109H144ZM157 110V111H156ZM162 110V111H161ZM219 110V111H218ZM232 110V111H233ZM238 110V111H237ZM79 111H82V110H79ZM121 111V112H120ZM194 111V112H193ZM196 111V112H195ZM134 112H136V114L134 113ZM216 112V114L215 115H213V116H215L216 118L214 119L213 117H212V115H211V117L209 116V114H214ZM226 114H225V113ZM127 113V114H126ZM204 113H205V116H204ZM221 113H223V115H221ZM240 113H239V115H240ZM247 113L248 115H247V118H246V115L245 114ZM258 113V114H257ZM135 114V115H134ZM153 114H155L154 115V117H150L151 115L153 116ZM182 114V115H181ZM193 114H197V115H199V116H195V115H193ZM217 114H220V116L218 115L217 116ZM229 114V115H228ZM241 114V115H242ZM91 115V114H90ZM125 115H126V117H125ZM127 115H129V116H127ZM143 115V116H142ZM225 115V116H224ZM227 115H228V117H227ZM238 115V114H237ZM236 115V116H237ZM245 115V116H244ZM89 116V115H88ZM109 116V118H110V120L108 119V118H106V117H108ZM149 117V118H147V117ZM193 116V117H192ZM202 116V117H201ZM208 116V117H207ZM235 116V115H234ZM114 117V118H113ZM164 117H166V118H164ZM168 117V118H167ZM190 117L193 119V118H195V119H193V121H194V125H193V122H192V119H191V122H190V124H192V125H188V119H189V121H190ZM222 117V118H221ZM112 118V119H111ZM143 118H145L144 120H143ZM159 118V119H158ZM201 118V119H200ZM202 118H205V119H202ZM209 119V123L208 122H206L207 121V119ZM210 118L211 119H214V121L217 119V118H221V119H217V121H213V120H210ZM149 119H151V120H149ZM152 119H154V121L152 120ZM164 119V120H163ZM199 119V120H198ZM226 119H223L222 121H224V120H226ZM239 119V120H238ZM246 119H247V121H246ZM109 120V121H108ZM197 120V121H196ZM204 120H206V121H204ZM235 120H237L236 122H235ZM124 121V122H123ZM164 121V122H163ZM185 121V122H184ZM199 121H202V122H199ZM211 121H213V122H211ZM222 121L220 122V123H222ZM245 121H246V123H247V126L245 127V125H246V123H245ZM146 122H147V125H146ZM186 122H188V123H186ZM197 122H198V124H197ZM206 122V123H205ZM211 122V123H210ZM216 122L219 124H216ZM225 122V121H224ZM234 122H235V124H234ZM114 123L112 124L113 126H114ZM124 123V124H123ZM137 122H135V124H136ZM181 123V124H180ZM201 123H204L203 125L205 126V124H208V125H210L213 129H207V130H209V131H207L206 130V132H205V128H204V126L201 124ZM214 123V124H213ZM229 123V124H228ZM239 123V124H238ZM242 123H243V125H244V127H242L243 128V130H242V128H240L242 131H241V133L239 132V130H237L238 129V126H243L242 125ZM245 123V124H244ZM153 124V125H152ZM179 124V125H178ZM184 124V125H183ZM215 124H216V127H213L212 125H214L215 126ZM241 124V125H240ZM139 125V124H138ZM150 125H152V126H150ZM166 125V126H165ZM178 125V126H177ZM187 125V126H186ZM195 125H198V129H196V131H195ZM200 125H202V126H200ZM222 125H223V123H222ZM233 125V126H232ZM238 125V126H237ZM107 126V127H108ZM121 126V127H120ZM126 126H128V127H126ZM190 126H192V129H191V127ZM218 126V127H217ZM96 127V126H95ZM138 127V126H137ZM148 127V128H147ZM179 127V128H178ZM184 127V128H183ZM197 127V126H196ZM202 127V128H201ZM223 127V126H222ZM237 127V128H236ZM98 128V127H97ZM111 128H113V127H111ZM123 128V129H122ZM131 128V129H130ZM150 128V129H149ZM172 128H174V129H172ZM191 130H190V129ZM215 128H217V129H215ZM245 128H247V129H245ZM128 129V130H127ZM177 129V130H176ZM214 129L216 130V131H214ZM228 129V128H227ZM234 129H236V130H234ZM95 130H97V129H95ZM133 130V131H132ZM157 130H159V131H157ZM175 130V131H174ZM180 130H183V132L181 131L180 132ZM185 130V131H184ZM193 130V131H192ZM201 130H202V132H201ZM137 132V130L134 132V133H140V132ZM211 131V132H210ZM147 132V133H146ZM179 132V133H178ZM199 132V133H198ZM209 132V133H208ZM216 132V133H215ZM134 133H131L130 135H134ZM184 133V134H183ZM193 133V134H192ZM212 133H214V134H212ZM195 134V135H194ZM201 134V135H200ZM223 134V133H222ZM240 134V135H239ZM178 135L179 136H181V137H178ZM221 135V134H220ZM219 135V136H220ZM135 136V135H134ZM155 136V137H154ZM224 135H222V136H220L221 138H224L223 137ZM149 137V138H148ZM151 137V138H150ZM157 137H158V139H157ZM177 137V138H176ZM188 137V138H187ZM153 138H155V139H153ZM179 138H181V140H179ZM191 138V139H190ZM217 138L219 139V137L217 136ZM216 138V136H215V140L217 139ZM113 139H115V138H113ZM160 139V140H159ZM184 139V140H183ZM239 139V140H238ZM117 140V139H116ZM146 140V141H145ZM155 140H157V141H155ZM168 140V141H167ZM192 140V141H191ZM194 140H195V142H196V145H195V142H194ZM175 142V144H174V142ZM180 141V142H179ZM204 142H203V144H205V141H206V139L205 140H203ZM187 142V143H186ZM188 142H190V143H188ZM217 142V141H216ZM239 142H240V144H239ZM185 143V144H184ZM194 143V144H193ZM96 144V143H95ZM151 144V145H150ZM157 144V145H156ZM159 144H160V147L158 148L157 146H159ZM171 144V145H170ZM172 144H174V145H172ZM178 144V145H177ZM191 144V145H190ZM143 145V146H144ZM96 146V145H95ZM140 146V145H139ZM149 146H148V148H149ZM191 146V147H190ZM192 146H193V148H192ZM202 146H204V145H202ZM201 146V147H202ZM145 147H147V146H145ZM145 147H143L142 149L140 148L139 150H141V153H142V151H143V153L141 154V153H139L140 151H138V149H136L135 151H138V153L136 152V155H135V151H130L129 152V154L127 153L125 156H127V158L129 159H127V160H125L126 159V157L125 156H123V160H122V158H121V156H122V154H119V156L117 155L116 157V160H115V162H114V164H112V165H114L116 168L115 169H117V174L114 176V175H112V177H111V175H109V173H108V175H106L105 176V179H104V184H105V186H106V188L107 187H109L110 186V188H109V190H106L105 191V189H104V191L102 190L101 191V194L99 195L98 193H100L98 190L96 191L97 192V194L99 195H95V196H91L90 194H87V193H84L81 189L80 190H77L76 189V191H72L71 193H73V194H69L68 195V197H65L63 194H60L61 196L59 197V195H58V198L60 199L59 201H58V203H59V205L58 204H56V208H55V210H54V212H53V216H54V218L56 219L54 222L52 221V223H55V227L56 226H58V228L57 229H59V226L60 225H56L57 223H56V221L58 220V218H61L62 219V221L64 222V224H62V226H60L65 232H67L69 229H70V231H68V232H71L70 234H72V231L71 230H74L75 229V231H79V230H81V229H87L88 230V227L90 226V230H92L91 228H93L94 230H92V232L90 231V230H88V231H86V233L84 234V238L83 239H86V237H87V239L86 240H84L83 241V245L81 246V244H79L78 245V249H79V257L78 258H76L75 260H73V261H70V264H73V263H75V264H101V263H103V264H120L121 263V257H122V254L120 253V252H118V250H120L119 249V246L120 247H122V248H124L125 250H127V248H129L130 246H129V243H124L123 245H120L119 243H117L118 241H120V240H123V239H121L120 238V234L125 230V229H127V231L128 232H131V233H135V232H139V233H144L145 234V231H149L148 229L150 228L147 224H150L151 223V220H150V218L152 217L151 215L153 214V213H150L149 211H146L145 209H144V206L143 205H141V207H139L138 208V205H135L137 202L135 201V203H134V201H133V203L134 204H131L130 205V200H131V198H127V196H130V195H128L129 193H132L133 192V195L135 194V196H140V197H144L145 195H147V193H149L150 191L149 190H151V189H149V188H151L150 187V185H149V179H148V168H146V167H148V166H145V165H148L149 164V158L147 157L149 154H148V149L146 148V150L144 151V148ZM172 147V148H171ZM191 149H190V148ZM162 148H160L161 150H162ZM179 148H181V149H179ZM203 148V147H202ZM135 149V148H134ZM149 149V150H150ZM163 149V150H164ZM169 149H171V150H169ZM190 149V153H189V150ZM200 149V148H199ZM113 150V149H112ZM184 150H185V152H184ZM195 150V149H194ZM196 150H198V149H196ZM160 150H158V152L157 153H164L165 152V150L164 151H161V152H159ZM170 151V152H169ZM177 151H179L178 153H177ZM188 151V152H187ZM116 152V151H115ZM146 152V153H145ZM182 152V153H181ZM187 152V153H186ZM112 153V152H111ZM150 153V152H149ZM168 153H171V154H173V156H170V155H168ZM232 153V152H231ZM113 154H114V151H113ZM139 154L141 155V156H139ZM175 154V155H174ZM192 154H193V152H192ZM76 155V154H75ZM144 155H145V157H144ZM152 155V154H151ZM161 154H159V155H157L158 156V158H159V160H160V162H162V165H164V166H166V163H165V161H164V159L166 160L167 158H164L163 160H162V156ZM76 156H79V155H76ZM75 156V157H76ZM130 156H132L131 158H130ZM134 156H136L137 157V159H138V156L139 157H141V159L139 160V161H141L140 162V167L139 168H141L142 170H137V168H136V166H134V172H135V174L134 175H136L135 177L132 175V174H130V170L129 169H127L128 167L127 166H130L131 165V163H132V158L134 159ZM175 156V157H174ZM149 157L151 158V156L149 155ZM183 157V158H182ZM145 158V159H144ZM182 158V159H181ZM236 158V159H235ZM136 159V158H135ZM171 158H169V160H170ZM125 162V165H126V163L128 162V165H126V167H124V164H123V162ZM146 161V162H145ZM167 161V160H166ZM129 162H131V163H129ZM142 162H144V164L142 163ZM130 164V165H129ZM143 164V165H142ZM235 164H236V166H235ZM95 165V164H94ZM93 165V166H94ZM117 165V166H116ZM3 165H0V167L1 168H4V167H2ZM130 167H132V166H130ZM129 167V168H130ZM144 167V168H143ZM167 167V166H166ZM126 168V169H125ZM150 168V167H149ZM132 169V168H131ZM145 169H147V170H145ZM127 170V171H126ZM128 170H129V173H128ZM137 172H136V171ZM4 171V170H3ZM2 171V172H3ZM147 172V173H145V172ZM141 173V175L140 176H138V173ZM236 172V173H235ZM142 173H143V175H142ZM1 174H3V173H1ZM7 174V173H6ZM119 174V175H118ZM239 174V175H238ZM4 175V174H3ZM235 175V176H234ZM58 176V175H57ZM56 176V177H57ZM137 176L140 178V180H138L137 179ZM142 176V177H141ZM146 176V177H145ZM191 176V175H190ZM190 176H188L189 178L188 179H194L195 178V176H194V178H193V175H192V177H190ZM198 178H199V176H198V174L196 175ZM234 176V177H233ZM4 177H6V175H4ZM114 177H116L115 178V180H113L114 179ZM133 177V178H132ZM201 177L202 176H200V178L198 179V178H195L196 179V182L195 183H192V184H197V182L200 184H197V186H195V185H192L191 183L190 184H188L187 182L185 183V185H187V186H190V188H193V190L195 191V190H197L198 192H199V190L201 191V188H199V189H197L198 188V186L199 187H201L202 185H204V183L205 182H203V179H201ZM55 178V177H54ZM54 178L52 179V180H54ZM58 178V177H57ZM2 179H4V178H2ZM49 179H50V177H49ZM48 179V180H49ZM187 179V180H188ZM201 179V180H200ZM236 179H237V181H236ZM47 180V181H48ZM113 180V182H111ZM118 180V181H117ZM122 180V182H120ZM126 180V181H125ZM135 182H134V181ZM137 180V181H136ZM191 180V181H192ZM195 180H193V182H194ZM203 183H202V182ZM127 182V183H126ZM188 182H190V180H188ZM201 182V183H200ZM51 183V180L49 181V184ZM118 183V184H117ZM126 183V184H125ZM47 185H48V183H46ZM112 184V185H111ZM121 184H123L122 186H125V187H122V186H120ZM125 184V185H124ZM138 184H142L141 185V187H138V186H140V185H138ZM144 184V185H143ZM202 184V185H201ZM46 185V186H47ZM129 186V188H128V186ZM192 185V186H191ZM49 186V185H48ZM112 186V187H111ZM115 186H116V188H115ZM130 186H131V188H130ZM144 186V187H143ZM184 186V185H183ZM226 187V186H225ZM237 187H238V185H237ZM227 189L229 188L228 186L226 187ZM239 188V187H238ZM46 189H48V187H46ZM45 189V190H46ZM108 189V188H107ZM111 189V190H110ZM112 189H113V191H112ZM115 189V190H114ZM123 189V190H122ZM127 189V190H126ZM128 189H130V190H128ZM99 190H101V189H99ZM126 190V191H125ZM132 190V191H131ZM141 190V191H140ZM147 190V191H146ZM1 191H3V188L1 189ZM129 191V192H128ZM139 191H140V193H139ZM196 191V193H198ZM43 192H45V191H43ZM43 192H41V193H43ZM103 192V193H102ZM107 194H106V193ZM142 192H144V193H142ZM161 192V191H160ZM4 193H5V191L3 192V194L0 192V197H1V199H2V196H3V198H7V195L5 194L4 195ZM40 193V194H41ZM40 194H38V196L40 195ZM44 194V193H43ZM107 196H106V195ZM125 194V195H124ZM127 194V195H126ZM142 194V195H141ZM85 195V196H84ZM87 195V196H86ZM103 195V196H102ZM106 197H105V196ZM197 195H199V194H197ZM40 196H42V194L40 195ZM88 196L91 198V197H93V199L91 198L90 200H92L94 203H97V204H103L104 202H108L107 204L110 206H106V208H105V212L103 213V215H99L97 212H95L94 213V211H93V209L92 208H90L93 212H91L90 210H89V208L87 207L88 206V204L86 203L87 202V200H88V202L90 201L89 199H88ZM102 196V197H101ZM98 197H100V200H98L97 198ZM58 198H57V200H58ZM67 198H68V200H70L71 199V201L74 203V205L71 207H69L68 209L69 210H71V211H68V213H66V210L67 209H65L64 208V206H65V204L64 205H61V203L63 204V203H65V201L67 200ZM104 198V199H103ZM124 198H125V201H123L124 200ZM95 199V200H94ZM102 199V200H101ZM107 199V200H106ZM5 200V199H4ZM7 200V199H6ZM62 200V201H61ZM1 201V200H0ZM2 201H3V199H2ZM64 201V202H63ZM123 201V202H122ZM144 200H142L141 201V203L143 202ZM160 201H162L161 199L160 200H158V204L160 203ZM169 202V201H168ZM122 203H123V205H122ZM186 203V202H185ZM84 204H87V205H84ZM114 204H115V206H114ZM128 204V205H127ZM138 204V203H137ZM188 204H190V206L192 205V203L190 202V203H188ZM198 204H202L201 202H199ZM234 204L235 203H233L232 205H228L226 208H224V211H229V212H224L225 213V215H226V213H227V215H229L228 216V218L230 217V214H231V211H232V209H233V206H234ZM113 207H112V206ZM175 205H177V203L175 204ZM186 205H187V203H186ZM129 206H131V208H133L134 207V209H135V213L136 212H138V214H140V216H142V219H139V221L137 220L136 222L138 223V225L136 224L135 226H136V228L135 229H133V227L131 226V228L130 227H127V228H125V227H123L122 226V224L121 223H123L124 224V220H122V218H127V216H129V214L128 213H120V212H118L117 210H119V209H126V208H128ZM140 206V205H139ZM177 206H179L177 209L178 210H176L177 211V213L179 214L180 212H181V214L182 213H184V211H186V210H180L179 208L181 207V206H183V204L180 206V204L179 205H177ZM188 206V205H187ZM116 207H117V209H116ZM64 208V209H63ZM70 208H72V209H70ZM113 208V209H112ZM138 210H137V209ZM141 208H142V212H141ZM183 208L184 209H187V208H189V207H184L183 206ZM230 208V209H229ZM64 210H65V212H64ZM197 210V209H196ZM175 211V212H176ZM69 212H70V214H69ZM88 212V213H87ZM65 213L67 214V215H65ZM108 213V214H107ZM173 213V212H172ZM172 213H170V215L172 214ZM196 213H197V211H196ZM56 214V215H55ZM58 214V215H57ZM62 214L64 215V217L62 216ZM86 214V215H85ZM128 214V215H127ZM137 214V213H136ZM169 214V213H168ZM176 214V213H175ZM70 215V216H69ZM91 215V216H93V217H89V216ZM104 215H106L105 216V218H110L109 220H107V219H105L104 218ZM56 216H58V217H56ZM60 216V217H59ZM98 216V217H97ZM115 218H114V217ZM151 216V217H150ZM174 216V214L172 215V217ZM176 216H177V214H176ZM176 216H174V219H172L171 220V222H173V223H171V225L169 226L168 225V227L165 229L166 231H165V233H167V236H166V234H165V238H166V242H165V247H162V249L159 247H156V248H154L152 245L150 246V248L151 249H149V247L148 246H143L144 248H145V253L143 254V255H141V260L139 261V263H141V264H149V263H157V261H158V263L160 262H162V264L165 262H169L170 260H171V258H172V260L170 261V262H173L174 261V258H175V262L174 263H178V264H188L187 262H188V260H186L185 259V261H181L178 257L179 256H181L182 254H184V251L185 250H187L186 252V254H187V256L186 257H189L191 254H192V252H193V250L195 249L194 247H196V245L198 244V242H199V240H198V242L196 241V242H194V244H191V236H193V235H195L194 233L195 232H192V229H194V228H191L192 226H195V228L198 226V223H197V225H196V221H198L199 219H197V217H199V215L196 217V221L195 222H193V223H191L190 222V220H192V218L189 220V221H187V222H184V220L183 219H180L181 218V216L179 217V218H177ZM183 216V215H182ZM99 217H103V219H99ZM112 217V218H111ZM148 217H150V218H148ZM171 217V218H172ZM52 218V217H51ZM49 219L48 218V221L46 222V224H48L49 223V221L50 220H52V219ZM90 218H91V220H93V221H91L90 222ZM96 218H97V220H96ZM117 218H119V219H117ZM121 218V219H120ZM170 218V219H171ZM184 218V217H183ZM111 219H114V221L113 220H111ZM145 219H147V220H145ZM178 219V220H177ZM193 219V220H194ZM106 220V221H105ZM192 220V221H193ZM78 221V222H77ZM90 224H88L87 222ZM96 221V222H95ZM120 221H121V223H120ZM149 223H148V222ZM175 221L177 222L176 224H174L175 223ZM221 222H222V220H220ZM226 224H227V221H228V219H224L223 220ZM83 222V223H82ZM92 222H94V223H92ZM112 222H113V224H112ZM135 222V221H134ZM135 222V223H136ZM189 222V223H188ZM219 223V227L218 228H220L221 226H222V223ZM52 223H51V221H50V223H49V225L51 224L52 225ZM88 224V226H86L87 224ZM130 224H131V221L129 222ZM145 223V224H144ZM170 223V222H169ZM192 225H191V224ZM224 223V224H225ZM85 224V225H84ZM92 224V225H91ZM94 224V225H93ZM109 226H108V225ZM181 224V225H180ZM184 224H187V225H184ZM188 224H190V225H188ZM223 224V228L222 229H224V228H226L225 226H226V224L224 225ZM42 225V224H41ZM54 225V224H53ZM99 225H100V228H99ZM113 225H117L116 227L115 226H113ZM120 225V226H119ZM43 226H45V225H42V227ZM92 226V227H91ZM95 226V227H94ZM107 226V227H106ZM111 226V227H110ZM147 227V230H146V227ZM54 227V228H55ZM72 227V228H71ZM85 227V228H84ZM96 227H98V228H96ZM123 227V228H122ZM184 227H186V228H184ZM46 228H48V225H46ZM49 228H53V227H49ZM105 228V229H104ZM116 228V229H115ZM118 228H119V230H118ZM129 228V229H128ZM142 230H141V229ZM184 228V229H183ZM198 228V227H197ZM97 229H99V230H97ZM101 229V230H100ZM109 229V230H108ZM222 229H221V231L220 232H222ZM103 230V231H102ZM139 230V231H138ZM143 231V232H141V231ZM151 230V229H150ZM184 230V231H183ZM220 230V229H219ZM98 231H100L99 233L100 234H102V236H100V237H98L100 234L98 233V235H96L97 233L96 232H98ZM174 231V232H173ZM183 231V232H182ZM218 231V230H217ZM87 232L89 233V235H90V238L86 235L87 234ZM114 232H116L117 234H119V235H116V237H115V234L116 233H114ZM146 232V233H147ZM151 232V231H150ZM223 232H225V229H224V231ZM95 233V234H94ZM112 233H114V234H112ZM149 233V232H148ZM193 233V234H192ZM103 234H105V236H103ZM107 234V235H106ZM96 235V236H95ZM189 235V236H188ZM191 235V236H190ZM73 236V235H72ZM107 236L109 237L108 239H107ZM118 236V237H117ZM182 237V238H181ZM0 242L2 241V236H0ZM73 238V237H72ZM100 238H102L101 240H100ZM106 238V239H105ZM170 238V239H169ZM177 238V239H176ZM222 238H223V236H222ZM222 238L220 237V239H219V237H217V239L219 240V242L222 240ZM117 239H118V241H117ZM195 239V236L193 237V240ZM203 239V238H202ZM217 239H215V241H214V243L215 244H217L218 243V241H217ZM5 240V239H4ZM15 240H17L16 238H15ZM70 240H72L73 241V239H70ZM91 240V241H90ZM102 240H106V242L108 241V243L107 244H105V243H102L103 241ZM159 240H160V238H159ZM165 240V239H164ZM189 240V241H188ZM38 241V240H37ZM87 241L88 242H90V244H93V245H90V244H88L87 243ZM126 241H127V239H126ZM174 241V242H173ZM4 242V241H3ZM39 242V241H38ZM43 242H44V240H43ZM43 242H39L38 244H40V243H42V244H40L39 246V249L42 247V248H44L43 246H46L47 245V241H45V242H47L46 243V245H45V242H44V244H43ZM69 242H71V241H69ZM86 242V243H85ZM99 242H101V247H100V245H99ZM121 242V241H120ZM85 243V244H84ZM116 243H117V245H116ZM168 243V244H167ZM196 243V244H195ZM95 244V245H94ZM97 244V245H96ZM104 244V245H103ZM128 244V245H127ZM167 244V245H166ZM182 244V245H181ZM190 245L189 247H188V245ZM42 245V246H41ZM90 245V246H89ZM99 245V246H98ZM114 245H115V247H114ZM195 245V246H194ZM95 246H97L96 247V249H95ZM104 246H105V249H104ZM111 246H113V247H111ZM176 246V247H175ZM194 246V247H193ZM46 247H48V249H49V246L47 245ZM45 247V248H46ZM94 247V248H93ZM168 247V248H167ZM185 247H188L187 249L185 248ZM192 247V248H191ZM42 248L40 249L41 251H43L45 254L46 253H49V251L48 252H45V250L47 251V249H43L42 250ZM93 248V249H92ZM108 248H109V250H108ZM165 250H164V249ZM202 248V249H201ZM99 249L101 250V251H99ZM103 249V250H102ZM148 249V250H147ZM200 249L202 250V252H201V257L203 256V254L207 251V250H209L210 249V247H207V248H205V247H203V246H201L200 247ZM90 250H93V251H91V252H88V251H90ZM98 250V251H97ZM171 250V251H170ZM41 251H40V255H41ZM147 251V252H146ZM153 251V252H152ZM177 251V252H176ZM42 252V253H43ZM98 252V253H97ZM101 252V253H100ZM105 252V253H104ZM170 252V253H169ZM90 253V255H88ZM177 253V254H176ZM190 253V254H189ZM95 255V257H94V259H92L93 258V256H91V255ZM98 254V255H97ZM101 254V255H100ZM172 254V255H171ZM188 254H189V256H188ZM97 255V256H96ZM155 255H156V257H155ZM43 256H45V258H46V255H44L43 254ZM47 256H50V253H49V255L47 254ZM107 256V257H106ZM119 256V257H118ZM167 256V257H166ZM82 257V258H81ZM92 257V258H91ZM98 257H99V259H98ZM107 259H106V258ZM150 257L152 258L151 260H150ZM158 257H159V260H158ZM181 257H183V256H181ZM39 258H40V260H42L41 258V256H39ZM95 258H97V259H95ZM162 258V259H161ZM166 258L168 259V258H170V260L168 259V260H166ZM178 258V259H177ZM79 261H78V260ZM165 259V260H164ZM201 259V258H200ZM200 259H199V262H196L197 264H200ZM45 260V259H44ZM89 260V261H88ZM98 260H99V262H98ZM161 260V261H160ZM178 260V261H177ZM86 261V262H85ZM155 261V262H154ZM58 261H56V263H57ZM71 262H73V263H71ZM83 262V263H82ZM85 262V263H84ZM60 263H62V262H60ZM159 263V264H160Z\"/></svg>",
    "mask_w": 264,
    "mask_h": 264
},
{
    "label": "crops",
    "instance_id": "crops-1",
    "mask_svg": "<svg viewBox=\"0 0 264 264\" xmlns=\"http://www.w3.org/2000/svg\"><path fill=\"white\" fill-rule=\"evenodd\" d=\"M239 178L224 236L200 264H264V109L244 142Z\"/></svg>",
    "mask_w": 264,
    "mask_h": 264
}]
</instances>
